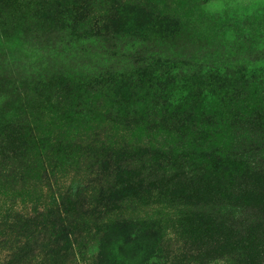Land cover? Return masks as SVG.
<instances>
[{"label": "rangeland", "instance_id": "374dc122", "mask_svg": "<svg viewBox=\"0 0 264 264\" xmlns=\"http://www.w3.org/2000/svg\"><path fill=\"white\" fill-rule=\"evenodd\" d=\"M145 1L157 8L151 17L140 6L133 9L129 0H0V264H127L118 255L129 248L125 237L112 242L111 233L119 227L109 225L119 215L111 212L118 205L109 195L99 209L93 202L96 191L90 193L91 210L98 208L100 214L75 219L76 233L88 237L71 250L54 243L55 237L48 236L50 227L42 225L46 220L35 218L38 211L45 212L52 192H65L71 175L82 174L97 160L95 148H60L70 163L62 168L58 182L49 184L51 190L37 167L25 160L28 153L42 151L45 123L63 124L67 100L76 101L89 91L90 104L81 120L97 122L111 110L130 112L136 104L132 100L146 98L138 108L148 102L159 111L170 110L166 99H180L178 109L168 111L173 123L171 118L157 120L162 134L184 133L185 127L194 126V114L204 101L217 123L224 122L228 109L220 99L229 83L222 78L207 81V73L201 72L209 61L222 65L237 55L229 45L216 43L222 32L219 25L243 18L257 28L260 21L254 14H259L264 0ZM65 9L78 11L69 16ZM85 26L89 28L84 31ZM149 59L174 60L182 76L170 84L155 79V63ZM192 105L197 110L193 114ZM179 144L182 141L175 140ZM134 156L112 175V181L126 178L136 183L135 196L121 205L126 207L122 212L135 207L139 217L153 218L155 210L172 214L155 227L157 237L149 247L154 245L158 255L146 254V262L134 257L135 264H207V256L215 254L226 256L227 264H264V175L232 188L220 176L200 170L196 160L153 161L145 151ZM226 196L245 206L238 226L212 210L211 204L224 202ZM66 199L80 207L75 196ZM100 244L108 250L103 256L107 262L91 253L92 246Z\"/></svg>", "mask_w": 264, "mask_h": 264}, {"label": "trees", "instance_id": "16d2710c", "mask_svg": "<svg viewBox=\"0 0 264 264\" xmlns=\"http://www.w3.org/2000/svg\"><path fill=\"white\" fill-rule=\"evenodd\" d=\"M212 1L207 0V3ZM135 2L129 0L133 9L140 6L144 12H148L149 17L156 12V6L145 0ZM261 3V11L254 14L260 21L257 28L249 26L247 24L249 22L243 18L234 22L231 18L232 20L219 25L222 26V32L219 33L216 43L229 45L228 50L237 55L222 65L213 64L216 63L215 60L209 61L207 70L201 72L202 75L207 73V81L222 78L229 83L226 93L220 99L221 104L228 109L225 111L227 116L224 122L217 123L215 115L211 114V110L208 111L211 106L208 107L207 101H204L206 105L194 114L197 117L193 122L194 126L185 127L184 133H181L182 130H171L167 134H162L157 130V120L163 122L164 118H171L173 123V117H167L168 111L171 112L172 109L176 111L180 104L178 103L180 99L173 101V97L164 101V105L170 110L163 107L158 111L154 104L149 107L148 102L139 109L138 107L144 105L146 100L141 98L137 99V102L131 101L137 105L135 104L130 112L121 114L122 111H118L115 114L111 110L110 115L97 122L82 121L81 117L86 114L90 104V92L87 91L76 101L65 102L62 109L66 119H63V124L59 126L55 123L44 124L47 133L40 140L42 151L37 154L28 153L24 158L37 167L39 178L48 185L49 190H51L49 184L58 182L56 178L60 176L62 168L70 163V160L59 153L60 148L84 145L88 151L90 148L97 151V156L95 154L97 160L92 163V167L82 174L75 172L71 175L68 185L63 187L66 191L60 192L58 188L57 196L54 195L56 192H52L50 201L43 207L45 212L38 211L35 217L41 216L46 220L42 225L50 227L51 234L48 236L55 237L54 243H64L67 249L71 250L74 245L78 246L88 237V234H77V226L74 223L75 219L100 214L98 208L91 210L90 193L96 191L97 197L93 202L97 203L95 206H99V209L102 208L101 201L105 195H109V201L118 205L115 211H111L119 215L112 221L113 224L109 225V228L119 227V231L111 233L112 242L115 243L118 237L123 236L126 239L125 246L129 247L122 248L118 255L123 256L119 257L127 264H135L134 257L138 261V258H143L146 262L149 256L158 255L159 251L154 245L149 247L153 238L157 237L155 227L159 221L168 220L172 214L155 210L153 218L139 217L135 207L124 214L122 211L126 207L121 205L128 197L135 196L136 183L126 178L112 181V175H116L120 166L134 161V154L138 151L147 152L153 161L170 163L185 157L189 161L196 160L200 170H207L208 176H220V179L232 188L235 186L239 188L254 177L264 175V2ZM77 11L65 9L64 13L71 16ZM81 14L85 19V12ZM161 17L163 19V16ZM164 19L174 22V19L168 16H164ZM88 28L85 26L84 31ZM212 39L207 35L208 41L212 42ZM149 61L155 63L151 66L155 79L160 81L166 79L170 84L173 78L182 76L174 60L149 59ZM115 102V99L111 100V103ZM185 104L188 106V103ZM191 109L192 114L197 111L193 110V105ZM174 125L172 124L173 128ZM177 139L182 141V144L175 145ZM115 170L117 171L114 172ZM70 195L76 197L80 207L76 202L67 201L66 198ZM219 203L215 201L211 204L212 210L228 224L238 226L244 220L246 209L239 201L226 196L224 202ZM109 240L110 238L107 241ZM92 247L91 253L96 254V258H103L108 254V250L106 247L102 248V244L99 247ZM225 260L228 261L227 257L221 254L207 256V264H227ZM103 261L107 262V259L103 258ZM50 264L63 263L59 261Z\"/></svg>", "mask_w": 264, "mask_h": 264}]
</instances>
